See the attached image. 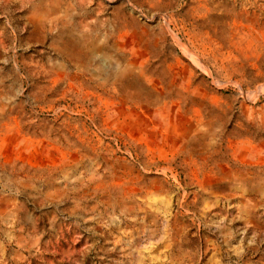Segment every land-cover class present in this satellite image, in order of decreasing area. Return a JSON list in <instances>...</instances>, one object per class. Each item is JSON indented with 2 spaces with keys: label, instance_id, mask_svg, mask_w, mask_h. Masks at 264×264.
I'll return each mask as SVG.
<instances>
[{
  "label": "rangeland",
  "instance_id": "1",
  "mask_svg": "<svg viewBox=\"0 0 264 264\" xmlns=\"http://www.w3.org/2000/svg\"><path fill=\"white\" fill-rule=\"evenodd\" d=\"M0 264H264V0H0Z\"/></svg>",
  "mask_w": 264,
  "mask_h": 264
}]
</instances>
